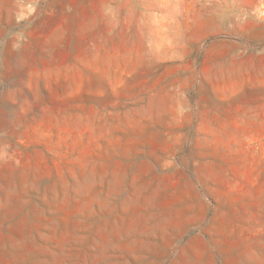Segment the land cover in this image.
Listing matches in <instances>:
<instances>
[{
	"label": "rangeland",
	"instance_id": "rangeland-1",
	"mask_svg": "<svg viewBox=\"0 0 264 264\" xmlns=\"http://www.w3.org/2000/svg\"><path fill=\"white\" fill-rule=\"evenodd\" d=\"M0 264H264V0H0Z\"/></svg>",
	"mask_w": 264,
	"mask_h": 264
}]
</instances>
